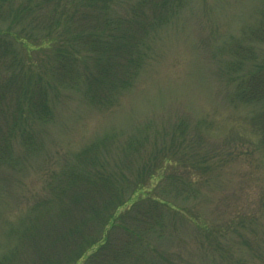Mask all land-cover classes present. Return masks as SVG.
Returning <instances> with one entry per match:
<instances>
[{
	"label": "rangeland",
	"instance_id": "374dc122",
	"mask_svg": "<svg viewBox=\"0 0 264 264\" xmlns=\"http://www.w3.org/2000/svg\"><path fill=\"white\" fill-rule=\"evenodd\" d=\"M81 1L61 0L57 9L49 0L42 10V0H0V147L20 113L22 120L12 133L27 126L39 143L26 157L17 136L14 151L23 164L16 171L0 163V258L14 243L10 228L19 232V224L33 214L31 208L53 196L51 187L61 173L78 165L75 156L108 135L109 145L100 149L98 159L108 164L111 176H120L131 187L129 192L141 182L149 191L143 200L164 197L161 187L196 191L188 202L165 196L173 205H162L159 211L171 237L145 243L151 262L264 264V154L259 150L264 149V106L236 101L239 76L227 73L228 43L260 21L264 0H187L170 25L146 38L147 59L131 85L101 107L86 97L84 85L82 90L61 86L51 72L57 51L77 61L84 77L95 71V59L74 46L79 24L70 16ZM104 1L109 16L124 24L139 2ZM53 10L62 14L47 33L37 25ZM84 30L89 32L90 26ZM255 47V62L264 63V44ZM42 83L49 87L55 118L31 125L25 120L22 89ZM261 115L263 122L254 120ZM203 120L210 127L200 139L195 131ZM183 121L186 139L178 132ZM130 137L147 139L132 155L127 152ZM116 233L121 235L120 230Z\"/></svg>",
	"mask_w": 264,
	"mask_h": 264
},
{
	"label": "trees",
	"instance_id": "16d2710c",
	"mask_svg": "<svg viewBox=\"0 0 264 264\" xmlns=\"http://www.w3.org/2000/svg\"><path fill=\"white\" fill-rule=\"evenodd\" d=\"M48 2L42 0L39 8L45 10L44 5ZM54 2V8H60L61 0ZM187 3V0H139L134 13L125 21L128 24H124L121 19L113 20L109 16V5L104 0H82L70 16L72 22L79 24L74 33V46L95 59V71L84 77L77 68V61L69 60L68 55L57 51L51 59L53 78L59 85L74 90L84 85L86 97L98 107L109 103L117 90L131 85L132 77L145 63L146 38L151 33L153 38V32L170 25ZM35 10L38 7L28 8L27 12ZM55 10L39 21L37 26L42 31L50 33L59 24L62 13ZM54 12H57L55 17ZM86 26H90L89 32L84 30ZM231 42L228 43L232 52L227 73L239 76L234 99L264 106V63L255 62L258 59L255 46L264 44V12L256 25ZM251 63L256 64L253 69L240 75ZM22 92L27 101L26 123L30 119L31 125H46L54 120L48 85L24 87ZM20 115L23 114L12 119L8 141L6 143L4 137L0 147V163L16 171L23 159L15 155L14 138L20 137L26 157L39 148L35 135L27 126L21 133H12L22 120ZM259 119L257 116L254 120L263 122L262 115ZM207 126L210 127L209 122L203 120L195 131L200 139L204 130L209 132ZM186 129L183 121L178 131L183 139L187 137ZM110 139L107 135L102 142L95 141L79 152L75 156L79 166L61 173L58 183L51 187L53 196L38 201L31 208L33 214L19 224V232L15 227L10 228L8 236L14 238V243L1 256L0 264H159L149 260L145 243L148 240L166 241L171 237L166 233L163 213L159 211L162 205H173L165 196L188 202L195 199L196 191L161 187L159 193H166L164 197L143 200L141 196L149 191L141 182L135 191L129 192L131 187L123 183L120 176H111L106 168L108 164L98 159L97 153L109 145ZM146 141L145 137H130L127 152L132 155L140 151ZM200 145L197 147H202ZM259 150L264 154L260 146ZM81 165L84 167L80 168ZM127 193L131 194L128 196ZM124 206L131 207L117 215ZM116 230H120L121 235Z\"/></svg>",
	"mask_w": 264,
	"mask_h": 264
}]
</instances>
